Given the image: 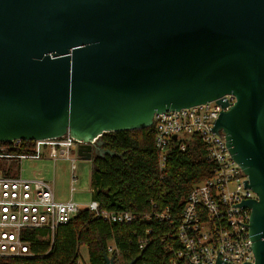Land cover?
<instances>
[{"label":"water","instance_id":"obj_1","mask_svg":"<svg viewBox=\"0 0 264 264\" xmlns=\"http://www.w3.org/2000/svg\"><path fill=\"white\" fill-rule=\"evenodd\" d=\"M227 93L211 129L258 195L233 204L251 208L254 261L215 264H264V0H0V142L69 131L101 144L155 113L226 107Z\"/></svg>","mask_w":264,"mask_h":264},{"label":"built area","instance_id":"obj_2","mask_svg":"<svg viewBox=\"0 0 264 264\" xmlns=\"http://www.w3.org/2000/svg\"><path fill=\"white\" fill-rule=\"evenodd\" d=\"M223 97L230 103L226 107L215 99L155 113L153 117L151 126L160 172L165 170L174 146L187 151L199 142L205 149L206 159L214 163L212 174L192 187L178 214L169 206L159 207L156 202H152L150 210L137 213L102 208L93 196L87 204L78 203L72 197L62 201L56 197L54 181L22 173L21 163L26 159H50L54 163L59 159L69 160L72 194L78 182L75 173L78 148L82 144H95L99 136L87 142L68 131L60 136L0 142V259L34 256L27 238L29 231L44 228L53 235L61 224L69 222L80 209L87 208L110 223L142 219L169 225L161 232L163 264H215L217 258L230 263L254 261L250 225H246L250 224L251 208L233 204L242 199H258V195L252 188L245 187L248 175L232 157L225 134L211 129L220 111L236 101L232 93L219 99ZM91 192L93 194V188ZM138 242L143 250L148 238L140 237ZM114 251L115 245L110 243L107 252L117 257ZM76 264L91 262L80 259L79 255Z\"/></svg>","mask_w":264,"mask_h":264},{"label":"trees","instance_id":"obj_3","mask_svg":"<svg viewBox=\"0 0 264 264\" xmlns=\"http://www.w3.org/2000/svg\"><path fill=\"white\" fill-rule=\"evenodd\" d=\"M102 140L105 148L116 153L93 160V197L102 208L142 213L156 202L178 214L192 187L214 170V163L206 159L205 149L198 142L187 151L174 146L165 170L160 172L152 126L113 131L104 134ZM168 226L142 219L110 223L82 208L53 235L44 228L29 231L34 256L0 259V264H76L81 245L87 246L91 264H106L104 251L110 243L115 245L119 264L138 256L134 264H163L161 232ZM140 237L148 238L143 250L139 248Z\"/></svg>","mask_w":264,"mask_h":264},{"label":"rangeland","instance_id":"obj_4","mask_svg":"<svg viewBox=\"0 0 264 264\" xmlns=\"http://www.w3.org/2000/svg\"><path fill=\"white\" fill-rule=\"evenodd\" d=\"M76 154V152H73ZM76 175L78 182L75 184L76 191L71 194L72 170L69 160L59 159L55 163L53 161L39 160H23L21 166L24 176H44L54 181L56 197L65 201L71 197L81 204H87L92 199V170L93 161L80 158L77 160ZM80 259L88 260V249L86 245L80 246Z\"/></svg>","mask_w":264,"mask_h":264},{"label":"flooded vegetation","instance_id":"obj_5","mask_svg":"<svg viewBox=\"0 0 264 264\" xmlns=\"http://www.w3.org/2000/svg\"><path fill=\"white\" fill-rule=\"evenodd\" d=\"M101 147L105 148V147H104V142L101 143V144L96 142L95 146L93 147V151H92V154H93L92 161H93L96 157H98V156H100V157H104L105 155H108V154H105V155H103V156H102V155H99V154H100L99 148H101Z\"/></svg>","mask_w":264,"mask_h":264},{"label":"crops","instance_id":"obj_6","mask_svg":"<svg viewBox=\"0 0 264 264\" xmlns=\"http://www.w3.org/2000/svg\"><path fill=\"white\" fill-rule=\"evenodd\" d=\"M47 160H50V159H44V160H39V161H47ZM50 161H52V160H50ZM42 177L45 178L44 176H42ZM45 179H47V178H45ZM47 180H49V179H47Z\"/></svg>","mask_w":264,"mask_h":264}]
</instances>
